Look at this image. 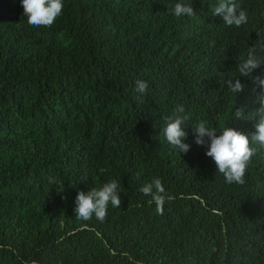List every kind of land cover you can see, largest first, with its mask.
Here are the masks:
<instances>
[{
	"label": "trees",
	"instance_id": "obj_1",
	"mask_svg": "<svg viewBox=\"0 0 264 264\" xmlns=\"http://www.w3.org/2000/svg\"><path fill=\"white\" fill-rule=\"evenodd\" d=\"M176 2L62 0L35 27L20 0H0V264H264V149L227 184L191 131H255L264 62L240 93L225 81L249 48L264 60V0H237L239 28L213 15L218 0H183L193 17L169 14ZM178 104L186 154L163 134ZM153 178L171 197L162 215L139 190ZM112 179L121 206L77 219V192Z\"/></svg>",
	"mask_w": 264,
	"mask_h": 264
},
{
	"label": "clouds",
	"instance_id": "obj_2",
	"mask_svg": "<svg viewBox=\"0 0 264 264\" xmlns=\"http://www.w3.org/2000/svg\"><path fill=\"white\" fill-rule=\"evenodd\" d=\"M23 15L27 17V23L35 27H50L56 19L62 15V0H20ZM213 15L222 17L223 24L227 27H241L248 23V13L237 0H218L212 8ZM168 13L175 17H193L196 15L191 4L178 0L174 5H168ZM264 62L256 55L255 47L249 48L239 60L236 67L238 75L225 81L226 87L231 93L237 94L243 91L245 85L238 77H249L251 73ZM253 83L259 87L257 102L260 107L255 112V131L245 135L233 128L224 126L219 133L215 127L208 125L205 120H198L191 131L194 142L200 146H206L205 155L215 163L216 171L222 174L227 184H244L248 166L252 158L257 155L259 149H264V75L252 77ZM149 85L144 80L135 81V92L143 97L148 91ZM235 116H242V109H237ZM189 116L183 105H177L173 115L165 117L163 134L166 141L176 150L177 154L187 153L190 146L185 143L188 133L184 130ZM258 146V147H257ZM120 181L112 179L101 187H92L87 192L78 191L74 200L73 212L77 219L91 220L93 217L99 222L107 218V209L121 206ZM145 196H151L156 205V211L162 215L166 199L170 200L159 178H153L140 189Z\"/></svg>",
	"mask_w": 264,
	"mask_h": 264
}]
</instances>
